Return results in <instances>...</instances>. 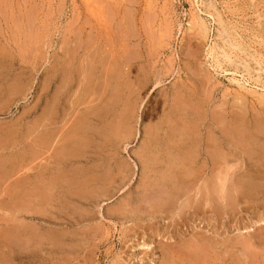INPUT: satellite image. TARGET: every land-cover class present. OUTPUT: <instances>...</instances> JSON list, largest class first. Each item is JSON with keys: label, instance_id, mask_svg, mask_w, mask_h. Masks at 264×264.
<instances>
[{"label": "rangeland", "instance_id": "374dc122", "mask_svg": "<svg viewBox=\"0 0 264 264\" xmlns=\"http://www.w3.org/2000/svg\"><path fill=\"white\" fill-rule=\"evenodd\" d=\"M94 1L0 0V264H264V0Z\"/></svg>", "mask_w": 264, "mask_h": 264}, {"label": "bare ground", "instance_id": "6f19581e", "mask_svg": "<svg viewBox=\"0 0 264 264\" xmlns=\"http://www.w3.org/2000/svg\"><path fill=\"white\" fill-rule=\"evenodd\" d=\"M89 1V0H88ZM91 1V0H90ZM96 1V0H95ZM94 1V2H95ZM196 1V0H195ZM197 2V1H196ZM210 4V3H209ZM213 6V5H212ZM215 8H213V10H214ZM199 10V9H198ZM202 12V11H201ZM202 16V15H201ZM211 16V15H210ZM221 18V17H220ZM200 27L202 30H203V33H204V36H207V33H208V30H207V28H206V24H205V21H203V18L201 19L200 17H195V19H194V23L192 22V23H190V26H189V29L190 30H193L194 29V27ZM197 27V28H198ZM219 31V30H218ZM223 33H224V31H223ZM203 35V34H202ZM221 35V34H220ZM240 40V39H239ZM226 41V40H225ZM230 41V40H229ZM227 43V42H226ZM221 46V45H220ZM238 49V48H237ZM232 52V51H231ZM257 53V52H256ZM209 54V53H208ZM210 54L211 55H209V56H214V59L216 58L217 60H218V57L215 55V47L214 46H212V47H210ZM224 56H228V55H226V53H224L223 54ZM213 56H212V58H213ZM240 58V57H239ZM249 59V58H248ZM216 60V61H217ZM231 62V61H230ZM215 69V68H214ZM261 69H263V68H261ZM261 71V70H260ZM263 72V71H262ZM229 74H231V73H229ZM234 75V74H233ZM243 76V75H242ZM245 78H246V76H245ZM233 79V78H232ZM242 81V80H241ZM239 79H235L234 78V82L237 84V86L240 88V90H246L247 91V93L248 92H250L251 93V95H253V94H255V95H258L259 97H261V98H263L264 99V85L263 84H258L257 82L254 84V86L253 87H250L249 85H250V83H248V81H246V82H241ZM251 81V80H250ZM249 81V82H250ZM254 83V82H253ZM252 86V85H251ZM18 93V92H17ZM250 93H248V94H250ZM257 99V98H256ZM7 100V99H6ZM11 100V99H10ZM8 101V100H7ZM240 122V121H239ZM191 128V127H190ZM255 128V127H254ZM88 129V128H87ZM192 130V129H191ZM234 130V129H233ZM188 131H190V130H188ZM193 133V132H192ZM194 134V133H193ZM233 134V133H232ZM73 135V134H72ZM186 135H188V134H186ZM238 135H240L241 136V134H238ZM261 135V134H260ZM79 137V136H78ZM248 137V136H247ZM246 137V138H247ZM249 138V137H248ZM4 139V138H3ZM184 139V138H183ZM182 139V140H183ZM231 141V140H230ZM183 142V141H182ZM256 142V141H255ZM254 142V143H255ZM261 142V141H260ZM231 143H233V142H231ZM199 144V143H198ZM206 145V144H205ZM235 145V144H234ZM229 146V145H228ZM236 146V145H235ZM238 146V145H237ZM182 147V146H181ZM261 147V146H260ZM178 148V147H177ZM167 150V149H166ZM241 151V150H240ZM208 152V151H207ZM169 153V152H168ZM172 153V152H171ZM190 153H192V152H190ZM197 153V152H196ZM185 154V153H184ZM209 154H210V152H209ZM196 155V154H195ZM207 155V154H206ZM163 156V155H162ZM174 156V155H173ZM211 156V155H210ZM214 156V155H213ZM221 156V155H220ZM205 157V156H204ZM215 157V156H214ZM244 157V156H243ZM158 158V157H157ZM182 158V157H181ZM184 159L186 158V157H183ZM170 159V158H169ZM168 159V160H169ZM197 159V158H196ZM224 159V158H223ZM237 159V158H236ZM264 159V158H263ZM162 160V159H161ZM174 160V159H173ZM193 160H195V159H193ZM221 160V159H220ZM219 160V161H220ZM171 161V160H170ZM202 161V160H201ZM254 161H255V159H254ZM155 162V161H154ZM186 162V161H185ZM187 162H188V159H187ZM162 163H164V162H162ZM190 163V162H189ZM234 163V162H233ZM184 164V163H183ZM152 165V164H151ZM170 165H172V164H170ZM205 165H206V163H205ZM228 165V164H227ZM261 165H262V163H261ZM260 165V166H261ZM190 166H192V162H191V164H190ZM207 166V165H206ZM183 167H185V166H183ZM222 167V166H221ZM224 167V166H223ZM152 168V167H151ZM189 168V167H188ZM191 168V167H190ZM194 168V167H193ZM229 168V167H228ZM234 168V167H233ZM237 168V167H236ZM259 168V167H258ZM261 168V167H260ZM163 169V168H162ZM224 169V168H223ZM231 169V168H230ZM253 169V168H252ZM155 170V169H154ZM215 170H217V169H215ZM261 170V169H260ZM230 171H232V170H230ZM236 171H237V169H236ZM166 172V171H165ZM233 172V171H232ZM256 172V171H255ZM258 172V171H257ZM176 175H177V173H175ZM182 175V174H181ZM197 175V174H196ZM211 175H213V173L211 174ZM221 175H223V174H221ZM264 175V174H263ZM184 177H185V175H183ZM220 176V175H219ZM194 177H195V175H194ZM165 178H167V177H165ZM175 178V177H174ZM188 178V177H187ZM228 178V177H227ZM176 179H177V177H176ZM224 179V178H223ZM236 179V178H235ZM164 180V179H163ZM185 180V179H184ZM200 180V179H199ZM205 181V180H204ZM224 182H225V180H224ZM233 182V181H232ZM235 182V181H234ZM233 182V183H234ZM246 182H247V180L245 181V184H246ZM63 183V182H62ZM179 183V182H178ZM183 183V182H182ZM195 183V182H194ZM202 183H203V181H202ZM207 183V182H206ZM218 183V182H217ZM239 183H241V182H239ZM251 183V182H250ZM253 183V182H252ZM237 184V183H236ZM242 184V183H241ZM244 184V183H243ZM194 185V184H193ZM233 185V184H232ZM235 185V184H234ZM184 186H186V185H184ZM189 186V185H188ZM202 186H203V184H202ZM215 186V185H214ZM223 186V185H222ZM243 185H241V187H242ZM261 186V185H260ZM172 187V186H171ZM199 187H201V186H199ZM219 187V186H218ZM248 187V186H247ZM170 188V187H169ZM189 188V187H188ZM192 188V187H191ZM217 188V187H216ZM243 188V187H242ZM241 188V189H242ZM249 188V187H248ZM202 189V188H201ZM220 189V188H219ZM260 189V188H259ZM192 190V189H191ZM235 190V189H234ZM233 190V191H234ZM257 190V189H256ZM260 190H262V189H260ZM172 191V190H171ZM223 191V190H222ZM230 191V190H229ZM241 191V190H240ZM25 192V191H24ZM209 192V191H208ZM264 192V191H263ZM229 193V192H228ZM232 193V192H231ZM234 193V192H233ZM246 193V192H245ZM214 194V193H213ZM257 194H258V191H257ZM152 195H153V193H152ZM190 195V194H189ZM233 195V194H232ZM253 195V194H252ZM261 195V194H260ZM146 196V195H145ZM165 196V195H164ZM184 196V195H183ZM182 196V197H183ZM206 196V195H205ZM211 196V195H210ZM239 196H240V194H239ZM174 197V196H173ZM179 197V196H178ZM191 197V196H190ZM193 197V196H192ZM221 197V196H220ZM228 196L226 195V198H227ZM235 197V196H234ZM233 197V198H234ZM248 197V196H247ZM252 197V196H251ZM29 198V197H28ZM150 198V197H149ZM156 198V197H155ZM160 198V197H159ZM181 198V197H180ZM197 198V197H196ZM214 198V197H213ZM233 198H232V200H233ZM237 198V197H236ZM243 198H244V196H243ZM262 198V197H261ZM144 199V198H143ZM146 199V198H145ZM152 199V198H151ZM178 199L179 198H177V201H178ZM192 199V198H191ZM229 199V198H228ZM149 200V199H148ZM167 200V199H166ZM176 200V199H175ZM207 200V199H206ZM205 200V201H206ZM238 201H239V199H237ZM168 201V200H167ZM196 201V200H195ZM208 201V200H207ZM152 202V201H151ZM160 202V201H159ZM174 202H176V201H174ZM210 202V201H209ZM220 202V201H219ZM232 202V201H231ZM235 202H236V199H235ZM154 204V203H153ZM217 204V203H216ZM264 205V204H263ZM201 206V205H200ZM238 206V205H237ZM240 206V205H239ZM147 207V206H146ZM218 207V206H217ZM124 208V207H123ZM148 208V207H147ZM207 208H208V206H207ZM26 209V208H25ZM175 209V208H174ZM177 209V208H176ZM133 210V209H132ZM137 210V209H136ZM218 210V209H217ZM123 211V210H122ZM156 211V210H155ZM154 211V212H155ZM158 211H160V210H158ZM180 211V210H179ZM218 211H220V210H218ZM217 211V212H218ZM17 212V211H16ZM33 212H34V210H33ZM223 212V211H222ZM112 213V212H111ZM174 213V212H173ZM224 213V212H223ZM136 214V213H135ZM205 214V213H204ZM90 215V214H89ZM174 215V214H173ZM195 215V214H194ZM216 215H217V213H216ZM192 216V215H191ZM224 216V215H223ZM181 217V216H180ZM214 217V216H213ZM227 218V217H226ZM225 218V219H226ZM263 219V218H262ZM226 221V220H225ZM255 221V220H254ZM13 223V222H12ZM260 223V222H259ZM259 223H257V224H259ZM66 224V223H65ZM256 224V223H255ZM264 224V223H263ZM224 225V224H223ZM209 226V225H208ZM224 227H226V226H224ZM232 227V226H231ZM230 227V228H231ZM239 228V227H238ZM218 229V228H217ZM232 229V228H231ZM252 230V229H251ZM254 231V230H253ZM262 231V230H261ZM86 232V231H85ZM239 232H241V231H239ZM238 232V233H239ZM200 233V232H199ZM204 233H206V232H203V234ZM209 233H210V231H209ZM218 233V232H217ZM237 233V234H238ZM247 233V232H246ZM195 234V233H194ZM14 235V234H13ZM200 235V234H199ZM208 235V234H207ZM214 235V234H213ZM228 235V234H227ZM248 235V234H247ZM22 236V235H21ZM208 236H211L212 237V235H208ZM249 236V235H248ZM195 237V236H194ZM193 237V238H194ZM231 237V236H230ZM233 237V236H232ZM252 237H253V235H252ZM32 238V237H31ZM226 238V237H225ZM227 238H229V237H227ZM238 238V237H237ZM236 238V239H237ZM255 238H257V237H255ZM261 238V237H260ZM213 239V238H212ZM245 239V238H244ZM243 239V240H244ZM261 239H263L264 240V238H261ZM198 240V239H197ZM229 240V239H228ZM233 240V239H232ZM249 240H250V236H249ZM252 240H254V243H255V239H253L252 238ZM262 240V241H263ZM214 241H215V238H214ZM222 241L224 242V243H226L225 241H224V239H222ZM9 242V241H8ZM219 242V241H218ZM235 242V241H234ZM233 242V243H234ZM246 242V241H245ZM248 242V241H247ZM246 242V243H247ZM173 243V242H172ZM200 243V242H199ZM206 243V242H205ZM228 243V242H227ZM236 243V242H235ZM238 243H241V240H239V242ZM243 243H244V241H243ZM242 243V244H243ZM145 244H147V243H145ZM192 244V243H191ZM195 244V243H194ZM209 244V243H208ZM207 244V245H208ZM214 244H215V242H214ZM219 244V243H218ZM245 244V243H244ZM243 244V245H244ZM250 243H248V245H249ZM148 245V244H147ZM154 245V244H153ZM186 245V244H185ZM204 245V244H203ZM231 245H233V244H231ZM230 245V246H231ZM252 245V244H251ZM165 246H167V245H165ZM164 246V247H165ZM180 246V245H179ZM208 246H210V245H208ZM215 246V245H214ZM213 246V247H214ZM220 246V245H219ZM223 246V245H222ZM245 246V245H244ZM250 246V245H249ZM173 247V246H172ZM174 247H176V246H174ZM211 247V246H210ZM226 247V246H225ZM228 247V246H227ZM238 247V246H237ZM240 247V246H239ZM61 248V247H60ZM171 248V247H170ZM169 248V249H170ZM180 248V247H179ZM186 248H187V246H186ZM189 248V247H188ZM222 248V247H221ZM241 248V247H240ZM247 248V247H246ZM173 249V248H172ZM197 249V248H196ZM208 249H209V247H208ZM224 249V248H223ZM233 249V248H232ZM253 249V248H252ZM258 249V248H257ZM183 250V249H182ZM185 250V249H184ZM189 250V249H188ZM248 250V249H247ZM254 250V249H253ZM164 251V250H163ZM169 251V250H168ZM179 251V250H178ZM194 251V250H193ZM204 251V250H203ZM202 251V252H203ZM212 251V250H211ZM210 251V252H211ZM215 251V250H214ZM226 251H227V249H226ZM231 251H233V250H231ZM165 252V251H164ZM167 252V251H166ZM201 252V253H202ZM209 252V251H208ZM250 252V251H249ZM193 253H196L195 251L193 252ZM205 252H203L202 254H204ZM213 253V252H212ZM241 253V252H240ZM243 253V252H242ZM259 253V252H258ZM261 253H263V252H261ZM170 254V253H169ZM183 254H185V253H183ZM221 254V253H220ZM139 255V254H138ZM166 255V254H165ZM168 255V254H167ZM188 255V254H187ZM200 255V254H199ZM238 255V254H237ZM243 255V254H242ZM255 255V254H254ZM253 255V253H252V256H254ZM169 256V255H168ZM182 256V255H181ZM185 256H186V254H185ZM191 256V255H190ZM194 255L192 254V257H193ZM205 256V255H204ZM147 257V256H146ZM203 257V256H202ZM183 258V257H182ZM188 258V257H187ZM201 258V257H200ZM205 258V257H204ZM204 258H203V261H205L204 260ZM217 258V257H216ZM230 258V257H229ZM252 258V257H251ZM253 258H257L256 256L255 257H253ZM194 259V258H193ZM209 259V258H208ZM224 259V258H223ZM169 260V259H168ZM188 260H189V258H188ZM195 260V259H194ZM261 260V259H260ZM174 261V260H173ZM177 261V260H176ZM190 261V260H189ZM229 261H232V260H229ZM240 261V260H239ZM223 262V261H222ZM234 263L236 262L235 261V259H234V261H233ZM245 262V261H244ZM256 262V261H255ZM263 262V261H262ZM224 263H226V262H224ZM193 264V263H192ZM229 264V263H228ZM238 264V263H237Z\"/></svg>", "mask_w": 264, "mask_h": 264}]
</instances>
